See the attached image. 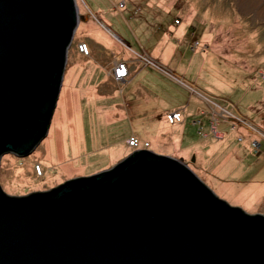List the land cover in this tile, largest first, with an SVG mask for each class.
<instances>
[{
    "label": "rangeland",
    "instance_id": "obj_1",
    "mask_svg": "<svg viewBox=\"0 0 264 264\" xmlns=\"http://www.w3.org/2000/svg\"><path fill=\"white\" fill-rule=\"evenodd\" d=\"M75 3L82 20L79 18L75 26L65 71L74 59H82L76 55L80 42L98 43L100 56L109 48H126L111 42L116 38L98 18L131 44L128 57L141 64V71L122 92V99L93 91L101 77L98 72L94 73L96 82L81 77L74 80L78 90L73 93H78L71 103L80 113L82 142L71 141L67 134L66 140L50 134L59 108L66 105V101L60 102L66 96L64 83L48 132L34 151L25 157L10 153L1 157L2 190L13 196L43 191L65 180L111 168L132 151L146 148L178 160L182 157L216 196L247 213L264 215V0ZM88 65L86 62L75 69ZM125 78L115 82L122 83ZM145 79L147 93L136 88ZM119 105L123 111L115 108ZM173 112L182 115L181 121L167 123L164 116L173 122ZM245 121L246 125L254 123L255 130L250 131L258 137L240 132L241 127L247 129ZM71 126L75 131L74 124ZM132 138L139 145H134ZM112 144L118 151L115 155L107 152ZM52 147L58 153L53 154Z\"/></svg>",
    "mask_w": 264,
    "mask_h": 264
},
{
    "label": "water",
    "instance_id": "obj_2",
    "mask_svg": "<svg viewBox=\"0 0 264 264\" xmlns=\"http://www.w3.org/2000/svg\"><path fill=\"white\" fill-rule=\"evenodd\" d=\"M79 18L75 0H0V159L46 136ZM182 162L136 149L43 191L0 187V264H264V215Z\"/></svg>",
    "mask_w": 264,
    "mask_h": 264
},
{
    "label": "crops",
    "instance_id": "obj_3",
    "mask_svg": "<svg viewBox=\"0 0 264 264\" xmlns=\"http://www.w3.org/2000/svg\"><path fill=\"white\" fill-rule=\"evenodd\" d=\"M98 19L101 20L100 18H98ZM103 26L107 29V32L111 36L113 35L116 38V41H111L113 44L119 45V42H120L121 44L125 45L126 48L123 50H121L119 48V46H117L118 48H116V49L109 48L106 51V53L103 54V56H100V55H98V52H97L98 43L93 42V41L88 43L85 41L86 44L88 45V53L89 54L87 56H84V55H82V53L80 54L79 51H77L78 53L76 52V55L80 56L82 59H74L72 62H70L71 65L66 69V71L64 69V71H65V72L63 71L64 82L62 81L61 87L65 83V89L69 88L70 92L74 91V90H78V85L73 84V82H74L73 77H76V79L81 77L83 80H86L87 82H89L91 79H93L92 81L96 82L94 73L98 72L101 74V77H100V80L94 85V87H92L93 91L96 94L97 93L101 94V96H107V97L118 96L119 99H122L124 96V94L122 92L131 86V84L133 83V81L135 79L136 74L141 71V68H140L141 64H139L137 61H133V60L129 59L128 55L130 53L129 50L132 48L131 44L127 43L124 38H122L119 34H117L112 29L110 31L109 27L104 22H103ZM117 60H124L126 63V66L128 68V75H127V78H125V80L123 81L125 83L122 82L123 84L115 82V80H113V78L111 76V69ZM86 62H89L90 65L85 66L83 68L75 69V67L77 65H83ZM135 65H137V70L134 69ZM64 67H65V65H64ZM131 69L134 72V73L132 72V74H131ZM69 72L72 73V77L70 78V82L67 83L66 79H67V75ZM64 75H65V77H64ZM130 78H131V80H130ZM128 84H129V86H128ZM147 85H148V83H147V80L145 79V82H143V83L138 82L136 88H137V90H141L144 93H147V89H148ZM79 88L82 89V87H79ZM118 90L120 91V94H118V92H117ZM134 92H136V91H134ZM139 95L141 96V93H139ZM141 98H145V96L142 95ZM132 102L134 104L133 99H132ZM132 107H133V105L129 106V108H132ZM115 108H117L119 110L121 109L122 111L124 110V109H122V107H120V105L115 107ZM164 115H165V113H164ZM262 127H264V126H262Z\"/></svg>",
    "mask_w": 264,
    "mask_h": 264
},
{
    "label": "bare ground",
    "instance_id": "obj_4",
    "mask_svg": "<svg viewBox=\"0 0 264 264\" xmlns=\"http://www.w3.org/2000/svg\"><path fill=\"white\" fill-rule=\"evenodd\" d=\"M99 24H103V22L101 20H99ZM109 27V26H108ZM110 31H111V28L109 27ZM114 31V30H113ZM239 41L243 44H246L247 43V40L246 39H242V38H239ZM229 43H231V41H228ZM216 46V49H218V45H215ZM235 49V48H234ZM72 77V73L69 72L68 75H67V83L70 82V78ZM76 79V77H73V81ZM247 89V88H246ZM246 91V90H245ZM65 93H66V96L64 95V98H62L60 100V102L63 104L65 103L66 101V105H62L60 108H59V113L58 115L55 117V120L53 119V130H51L50 134L51 136L57 138L58 135L66 140L67 137H66V134L70 136V140L71 141H75V140H78L80 142L83 141V130L81 128V125H80V113L79 111L77 110L76 107H74V105L71 103L72 99L74 98V93H75V96L77 95L78 92H74L73 91H69V88H66L65 89ZM71 94V97L69 98V95ZM67 97V98H66ZM64 101V102H63ZM165 118V121L167 123H174V122H179L181 121L182 119V115L180 114L179 115V120L176 121L173 119V122H168L166 120V117ZM105 120H106V123H109V118L108 117H105ZM253 122H249L247 123L246 125V121H245V126L247 129H245L244 127H241L240 132L243 133V134H247V133H250V134H253L254 136L258 137V135H256L254 132H251L250 130L254 129L255 130V125L252 124ZM71 124H74V127H75V131L74 130H71L72 129V126ZM253 131V130H252ZM206 133V132H205ZM204 133V135H205ZM261 133V131H260ZM243 136V135H242ZM242 136H241V139H242ZM94 140H97V136H93ZM176 138V137H175ZM137 140V139H136ZM77 142V141H76ZM148 142V141H147ZM56 150H57V147H58V142H53ZM137 144L139 145V142H137ZM149 144V142H148ZM250 145V144H249ZM78 147V146H77ZM107 149V147L105 149H103V151H105ZM140 149H143V150H147L146 148H140ZM51 150L53 151L52 153H58V151H56L55 149H53V147L51 148ZM62 150L63 151H67V147L63 144L62 146ZM75 150V149H74ZM108 153L115 155L118 153L115 145H109L108 146V149H107ZM183 160L182 157H180ZM206 184V183H205ZM207 185V184H206ZM244 186H241V190ZM247 197V196H246ZM248 198V197H247ZM251 198L249 197L248 200H250ZM247 199L244 201L245 203L248 201Z\"/></svg>",
    "mask_w": 264,
    "mask_h": 264
},
{
    "label": "built area",
    "instance_id": "obj_5",
    "mask_svg": "<svg viewBox=\"0 0 264 264\" xmlns=\"http://www.w3.org/2000/svg\"><path fill=\"white\" fill-rule=\"evenodd\" d=\"M77 49L80 53L86 55L88 54V45L85 42H80L77 45ZM111 76L113 78V80L115 81H120L121 79L125 78L128 75V68L126 66V63L124 61H120L117 60L113 67H112V71H111ZM172 117H170L171 119H176L179 120V112H173V114L171 115ZM176 117V118H174ZM173 121V120H172ZM137 140L132 138V143H134V145L137 144ZM37 171L38 173H40V166L36 165Z\"/></svg>",
    "mask_w": 264,
    "mask_h": 264
}]
</instances>
